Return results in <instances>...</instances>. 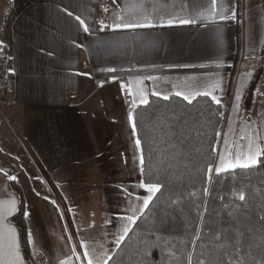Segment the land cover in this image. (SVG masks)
Returning a JSON list of instances; mask_svg holds the SVG:
<instances>
[{"label": "crops", "instance_id": "0c3cea01", "mask_svg": "<svg viewBox=\"0 0 264 264\" xmlns=\"http://www.w3.org/2000/svg\"><path fill=\"white\" fill-rule=\"evenodd\" d=\"M137 2L10 0L2 23L1 43L7 53L0 60V94L4 92L0 117L8 122L27 116L30 147L43 151L46 178L57 190L58 181L52 178L55 174L76 176L71 182L77 185L84 180L78 177L101 173L100 164L95 165L103 157L101 144L110 145L111 138L118 136L117 128L128 126L133 136L128 119L129 109H134L132 100H136L135 107L145 104L140 103V95H129L127 87L133 91L142 88L149 101L150 96H176V91L188 94L206 81H218L213 95L226 111L218 151L223 150V134L228 132L229 124L233 141H239L242 129L264 137V96H254L252 105L244 110L248 91L258 79L256 95L264 76V0H219L225 19L113 30L115 14L130 18L134 11L130 5ZM182 2L185 6L181 10ZM162 3L168 7L161 8ZM146 6L149 10L153 6L160 9L157 15L167 19L170 14L193 16L196 5L191 0H146ZM77 16L89 26L88 33ZM101 21L109 25L103 31ZM8 79L13 84L10 94L5 92ZM137 81L142 84L137 85ZM238 90L239 110L234 111ZM154 91L162 95H153ZM95 96L101 97V102L89 106V98ZM101 113L107 118L112 116V120L102 119ZM118 116L122 120H117ZM101 128H107L103 137ZM108 156H112L110 151ZM14 196L0 198L16 202V211L4 225L15 229L20 256L26 264L20 233L11 223L18 209ZM27 222L32 253H39L42 250L34 240L29 216Z\"/></svg>", "mask_w": 264, "mask_h": 264}, {"label": "rangeland", "instance_id": "374dc122", "mask_svg": "<svg viewBox=\"0 0 264 264\" xmlns=\"http://www.w3.org/2000/svg\"><path fill=\"white\" fill-rule=\"evenodd\" d=\"M9 8L10 0H0V28ZM5 83L6 80L2 84ZM3 95L4 92L0 99H4ZM254 96H264V76ZM89 99V106L102 100L99 96ZM84 112L88 114L87 109ZM101 114L106 121L113 118ZM23 117L10 118L8 122L0 117V198L15 197L10 179L15 177L26 199L34 240L42 250H33L34 264H88L82 244L88 245L94 264L108 262L118 248L116 238L125 226L131 229L133 225L122 218L133 215L130 209L141 207L148 195L139 187L142 176L134 134L130 135L128 126L117 128L118 136L111 138L112 143L101 144L103 157L95 161L101 173L80 176L84 180L77 185L71 182L76 176L55 174L52 178L58 181L57 190L46 178L43 151L30 147L28 119ZM117 120H122L121 116ZM100 131L103 137L107 128ZM109 151L115 159L109 158Z\"/></svg>", "mask_w": 264, "mask_h": 264}, {"label": "trees", "instance_id": "16d2710c", "mask_svg": "<svg viewBox=\"0 0 264 264\" xmlns=\"http://www.w3.org/2000/svg\"><path fill=\"white\" fill-rule=\"evenodd\" d=\"M2 27L0 28V59L3 58L7 49L1 43ZM258 79L248 91L244 99V109L248 110L253 103L255 86ZM163 97L150 96L148 104L138 106L132 110L136 122L135 140L141 139V147L138 149L139 156H144L145 174L141 173L142 182H146L147 172L150 169L152 177L159 176L166 187L144 210V216L137 219L132 225L128 236L116 249L115 253L107 264H133V260L139 261L140 257L134 256L136 250H149L143 264H186L185 253L192 252L195 258L199 256V249H194L191 243L192 229L197 223V217L192 209L191 203L194 198L189 196L194 192L200 200L207 201L209 214L206 219L211 223L223 219L241 217L245 213L251 212L253 223L259 227L255 217L264 214L259 212L261 206L260 195L264 193V164H258L249 170L236 169L234 172H226L216 176L213 172V184L206 183V177L202 170L209 160L215 161L217 153L212 152V147H219L216 143L215 132L222 133L226 111L223 104L217 105L212 98L198 96L189 104L186 100L178 96ZM221 113L223 116L221 117ZM172 121L177 125V130L184 137L183 140H175L176 150H173V143H165V137L161 132V126L167 121ZM220 143V141H219ZM183 148V153L179 151ZM172 155H169V153ZM166 159L173 164V167L164 172L159 167L160 161ZM183 161V164L180 161ZM264 160V157H261ZM186 165V167L184 166ZM140 164V171H141ZM167 177V179H165ZM209 188V195H203V188ZM239 187H244L246 198L249 190L251 197L249 203L238 200L233 195ZM11 188L18 201V209L11 219V223L18 229L21 238L22 253L26 264H34L32 249L29 242V226L27 222V204L22 187L16 179H11ZM223 197V199H221ZM182 198L184 201L185 215L179 217L174 223L168 225V231L161 234L172 236L174 239L168 245L176 253L178 259H173L167 253L162 252L159 247H151L156 240V235L152 234V218L156 209L170 203L171 199ZM228 205L225 207L224 205ZM244 204L241 208L240 205ZM232 212L229 217L228 213ZM173 245L175 247L173 248Z\"/></svg>", "mask_w": 264, "mask_h": 264}, {"label": "snow or ice", "instance_id": "6c2138e0", "mask_svg": "<svg viewBox=\"0 0 264 264\" xmlns=\"http://www.w3.org/2000/svg\"><path fill=\"white\" fill-rule=\"evenodd\" d=\"M116 0H113L115 3ZM196 6L193 8L195 15L188 18H181L176 15H169V18H165L164 15H157L160 9L153 6L151 10L146 6V0H138L137 3L130 5L134 10L130 18L125 19L123 14H115V20L111 24L113 30L116 29H142V28H155L164 26L179 25H191L197 23L198 20H204L208 18L219 17L220 19H225V9L223 5L219 4V0H191ZM173 8L175 4L173 3ZM185 4L182 2L181 10ZM168 7L167 3H162L161 8L166 9ZM107 12L108 9L105 8ZM68 15H72L71 12ZM80 25L83 26L85 33L90 31L89 26L85 23L83 19L79 16L76 17ZM100 30L103 31L108 28L109 25L101 21ZM108 71H114V69H107ZM150 79H156L155 77H150ZM142 84V81H137V85ZM122 89L126 86L121 85ZM219 87V82H204L202 86L190 91L185 94L181 91H176V96H182L189 104L197 96L208 97L211 96L212 100L219 105L221 101L213 95L214 90ZM243 87V84H241ZM127 92L129 95L135 97L137 94L140 95V103L148 104L147 96L144 95L142 88L133 91L131 87H127ZM153 95H162L159 92L154 91ZM163 99L167 100L169 97L163 95ZM241 99L239 90L235 96V104L233 106L234 111L239 110V101ZM133 108L136 106L135 98L132 100ZM221 117L223 113L220 114ZM128 119L132 122L133 133L136 132V122L135 117L132 112L129 113ZM161 132L165 137V143L172 142L173 150H176L175 140L179 138L183 140L184 137L180 135L177 130V125L172 121H167L166 124L161 126ZM233 135V128L229 124L228 132L223 134V150L218 151L217 147H212L211 151L217 153V158L215 161L209 160L205 168L202 170L203 175L207 178L206 183L208 185L213 184V172L218 177L222 173L234 172L236 169L249 170L256 167L258 164H264V137H261L258 133L249 132L245 129L241 130L239 135V141H233L230 137ZM216 143L222 137V133L219 131L215 132ZM241 141L243 143H241ZM135 145L139 149L141 147V139L139 137L135 140ZM183 148L179 151L183 153ZM169 155H172L170 152ZM183 164V161H180ZM141 173L145 174L144 156L141 154L140 157ZM186 167V165H184ZM160 168L164 172H168L173 164L162 159L160 161ZM146 182H141L139 187L145 189L148 193L146 197L143 198V204L139 208H131L133 215L123 217L128 224H135L137 219L144 216V210L149 207V204L156 197L157 193H161L162 189L166 187L163 180L159 176L155 178L152 177L151 170L147 172ZM10 179H15V177H10ZM167 179V177H165ZM203 195H209V188H203ZM233 195L238 198L239 201L244 203H249V198L251 197V191L248 192V197L246 198V191L244 187H239ZM190 197L194 199L190 201L194 204L192 211L195 212L197 217V223L193 226L191 235V243L194 249H199V256L195 258V264H264V214H260L255 217L258 222L259 227L253 223L252 213H245L241 217H233L232 219H223L216 221L214 224L206 219L209 214L208 202L200 200L196 197L194 192L189 193ZM140 199V197H137ZM223 199V197H221ZM261 206L259 208L260 213H264V193L260 195ZM228 207V205H224ZM241 208L244 204L240 205ZM16 211L15 200H5L0 201V264H24L22 257L20 256L19 244L16 237L15 229L11 227H6L4 221L12 213ZM185 215L184 201L182 198L171 199L170 203H166L156 209L155 215L152 218V234L156 235V240L153 242L151 247H159L161 251H167L168 255L173 259H178L176 253L172 249L168 248V245L174 239L172 236H165L161 233L168 231V225L174 223L179 217ZM228 216H232V212L228 213ZM6 229V231H5ZM130 232V228L125 226L122 233L116 238V245L119 247L121 243L125 240ZM32 234L29 233V242L31 243ZM85 248L83 255L88 258V264H94L91 258L87 244H82ZM175 245H173V248ZM75 251V250H73ZM149 254V250L137 249L134 256L141 258L139 264H143V258H146ZM186 258V264H193L194 256L192 252H187L184 254ZM111 259V257H108ZM61 264H67V262H61ZM99 264H107V260L99 262ZM133 264H137V261L133 260Z\"/></svg>", "mask_w": 264, "mask_h": 264}, {"label": "built area", "instance_id": "2783aa9c", "mask_svg": "<svg viewBox=\"0 0 264 264\" xmlns=\"http://www.w3.org/2000/svg\"><path fill=\"white\" fill-rule=\"evenodd\" d=\"M12 91H13V84H12V82L9 81L6 84L5 92H6V94H10V93H12Z\"/></svg>", "mask_w": 264, "mask_h": 264}]
</instances>
